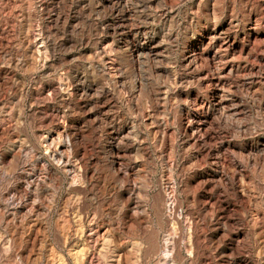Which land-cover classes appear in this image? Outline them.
<instances>
[{
    "label": "rangeland",
    "instance_id": "obj_1",
    "mask_svg": "<svg viewBox=\"0 0 264 264\" xmlns=\"http://www.w3.org/2000/svg\"><path fill=\"white\" fill-rule=\"evenodd\" d=\"M0 264H264V0H0Z\"/></svg>",
    "mask_w": 264,
    "mask_h": 264
},
{
    "label": "bare ground",
    "instance_id": "obj_2",
    "mask_svg": "<svg viewBox=\"0 0 264 264\" xmlns=\"http://www.w3.org/2000/svg\"><path fill=\"white\" fill-rule=\"evenodd\" d=\"M248 34H249V33H248ZM251 36H252V35H251ZM253 40H254V39H253ZM248 41H249V40H248ZM254 41H255V40H254ZM230 43H231V42H230ZM250 43H251V42H250ZM255 43H256V42H255ZM255 43H254V44H255ZM251 45H252V44H251ZM219 47L224 51V53L226 52V54H229L228 57H225L226 59H227V58H230V56H231V58L235 60V58H236V57H235V53H233V52L231 53V51H230V47H229V44H228V37H227L226 35L223 36V38H222V42H221V44H220ZM241 47H242V46H241ZM251 47H252V46H251ZM254 47H255V46H254ZM217 48H218V47H217ZM252 49H253V47H252ZM217 50H218V49H217ZM217 50H216V51H217ZM219 51H220V50H219ZM223 51H222V52H223ZM238 51H239V50H238ZM248 52H249V50H248ZM236 53H237V52H236ZM219 54H220V52H219ZM221 55H223V54H221ZM239 56H241V55H239ZM253 56H254V55H253ZM237 57H238V55H237ZM242 59H243V57H242ZM249 59H250V58H249ZM220 60H221V59H220ZM253 60H254V59H253ZM229 61H231V60H229ZM243 61H244V60H243ZM247 61H248V60H247ZM247 61H246V62H247ZM219 62H220V61H219ZM227 62H228V61H227ZM235 62H236V61H235ZM257 62H258V61H257ZM220 63H222V61H221ZM220 63H219V64H220ZM249 63H250V61H249ZM253 63H254V62H253ZM253 63H252V64H253ZM225 64H226V63H225ZM229 64H230V63H229ZM231 64H232V63H231ZM221 65H222V64H221ZM223 65H224V64H223ZM236 65H237V64H236ZM225 66H226V65H225ZM230 66H231V65H230ZM244 66H245V65H244ZM248 66H250V65H248ZM240 67H242V66H240ZM250 67H252V65H251ZM221 68H222V66H221ZM248 68H249V67H248ZM228 69H229V68H228ZM242 70H243V68H242ZM248 70H250V69H248ZM228 71H229V70H227V72H228ZM239 71H240V70H239ZM239 71H238V72H239ZM247 72H248V71H247ZM235 73H236V71H235ZM249 73H250V72H249ZM226 75H227V74H226ZM246 75H247V74H246ZM249 75H250V74H249ZM237 76H238V75H237ZM242 77H244V76H242ZM236 78H237V77H236ZM219 87H220V86H219ZM243 89H244V88H243ZM216 97H217V101H216L217 103H216V104L219 105V104H220V98H219L220 96L217 95ZM221 98H222V97H221ZM221 102H222V101H221ZM201 108H202V107H201ZM201 108H200V109H201ZM212 108H213V107H212ZM216 108H217V107H216ZM218 108H219V107H218ZM222 109H223V108H222ZM221 111H222V110H221ZM201 122H202V121H201ZM197 123H198V122H197ZM113 131H114V130H113ZM128 132H129V131H128ZM128 134H129V133H127V135H128ZM79 135H80V134H79ZM127 135H126V136H127ZM46 137H47V136H46ZM46 137H45V138H46ZM70 137H71V136H70ZM70 137H69V138H70ZM52 138H53V137H52ZM118 138H119V137H118ZM123 138H124V137H123ZM53 139H55V138H53ZM53 139H52V140H53ZM120 139H121V138H120ZM43 140H44V139H43ZM118 140H119V139H118ZM119 141H122V139L119 140ZM48 142H50V141H48ZM55 142H56V141H55ZM67 142H68V141H67ZM67 142H66V143H67ZM77 142H78V141H77ZM59 143H60V142H59ZM54 144H55V143H54ZM54 144H53V145H54ZM56 144H57V143H56ZM72 144H73V143H72ZM75 144H76V143H75ZM57 145H58V144H57ZM57 145H55V146H57ZM20 146H21V145H20ZM62 146H63V145H62ZM80 146H81V145H80ZM44 147H45V146H44ZM46 147H47V146H46ZM17 148H18V147H17ZM21 148H23V147H21ZM54 148H55V147H54ZM56 148H57V147H56ZM69 148H70V147H69ZM74 149H75V154L80 153V149H79V148H74ZM74 149H73V150H74ZM22 150H23V149H22ZM45 150H46V149H45ZM59 150H60V149H59ZM67 150H68V149L66 148V151H67ZM20 151H21V150H20ZM24 151H25V150H24ZM47 151H48V149H47ZM49 151H51V150H49ZM56 151H57V149H56ZM63 151H64V150H63ZM66 151H65V152H66ZM52 152H53V151H52ZM54 152H55V151H54ZM62 153H63V152H62ZM60 154H61V153H60ZM47 155H48V154H47ZM63 155L65 156V154H62V157H60V155H59V159L56 158L57 161L62 162ZM54 156H55V155H54ZM55 157H56V156H55ZM55 157H54V158H55ZM65 157H67V156H65ZM49 158H50V157H49ZM85 158H86V157H85ZM38 159H39V158H38ZM38 159H37V161H38ZM64 159H65V158H64ZM66 159H67V158H66ZM88 159H89V158H88ZM34 160H36V159H34ZM50 160H51V159H50ZM85 160H86V159H85ZM53 161H54V160H53ZM80 161L83 163V160H82V159H81ZM85 162H86V161H85ZM85 162H84V163H85ZM39 163H40V162H39ZM76 163H77V162H76ZM84 163H83V169H84V171H85V172H84V176L86 177L87 172H86V165H85ZM53 164H54V163H53ZM72 165H73V164H72ZM38 166H39V165H38ZM61 166H62V165H61ZM78 166H79V165H78ZM89 166H90V165H89ZM44 167H45V166H44ZM70 168H71V167H70ZM76 168H79V167H76ZM88 168H89V167H88ZM34 169H35V168H34ZM41 169H42V168H41ZM79 169H81V168H79ZM48 170H49V169H48ZM72 170H74V171H71V170H70L69 173H71V172L74 173L76 169H72ZM90 170H91V169H90ZM64 171H65V169H64ZM64 171H63V172H64ZM76 171H77V170H76ZM91 171H92V170H91ZM82 172H83V171H82ZM74 174H76V172H75ZM77 175H79V174H77ZM72 177H74V176H72ZM75 177H76V176H75ZM78 177H79V176H78ZM70 178H71V176H70ZM75 179H76V178H75ZM71 181H73V180H71ZM132 190H133V189H132ZM92 191H93V190H92ZM88 193H89V192H88ZM90 193H91V192H90ZM92 194H93V193H92ZM168 202H169V201H168ZM170 203H171V202H170ZM168 204H169V203H168ZM171 204H172V203H171ZM170 206H171V205H169V207H170ZM169 209H171V208H169ZM35 210H36V209H35ZM167 210H168V209H167ZM206 210H207V209H206ZM207 211H208V210H207ZM171 212H172V211H171ZM204 212H205V211H204ZM170 214H171V213H170ZM201 214H202V213H201ZM168 215H169V214H168ZM196 216H197V215H196ZM196 216H195V217H196ZM207 216H208V215H207ZM207 216H206V217H207ZM125 218H127V219H131V220H132V217L129 216V215H127ZM198 218H199V217H198ZM127 219H126V220H127ZM134 219H135V218H134ZM195 219H196V218H195ZM131 220H130V221H131ZM207 220L209 221V218H208ZM130 221H129V223H130ZM193 221H194V220H193ZM132 222H133V221H132ZM198 223L201 224L200 221H199ZM194 224H195V223H194ZM203 224L205 225V223H203ZM199 227H200V226H199ZM96 234H97V232H96ZM106 234H107V233H106ZM93 239H94V238H93ZM92 244H93V243H92ZM93 245H94V244H93ZM92 247H93V246H92ZM115 259H116V258H115ZM117 259H118V256H117Z\"/></svg>",
    "mask_w": 264,
    "mask_h": 264
}]
</instances>
